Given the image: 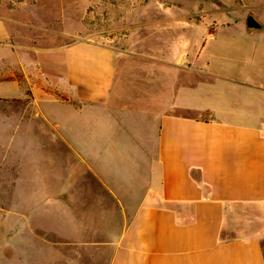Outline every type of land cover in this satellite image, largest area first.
<instances>
[{"label": "crops", "instance_id": "crops-1", "mask_svg": "<svg viewBox=\"0 0 264 264\" xmlns=\"http://www.w3.org/2000/svg\"><path fill=\"white\" fill-rule=\"evenodd\" d=\"M218 18L184 57L159 58L102 40L23 48L10 29L21 21L0 11V98L28 104L9 117L12 138L55 166L41 178L18 162L14 175L88 174L100 189L88 197L120 218L108 264H264V0ZM61 21L80 38L81 20Z\"/></svg>", "mask_w": 264, "mask_h": 264}, {"label": "rangeland", "instance_id": "rangeland-1", "mask_svg": "<svg viewBox=\"0 0 264 264\" xmlns=\"http://www.w3.org/2000/svg\"><path fill=\"white\" fill-rule=\"evenodd\" d=\"M237 1L0 0V11L21 21L18 26L10 24V29L23 48L51 49L76 40H102L136 56L165 58L171 53L184 57L197 26L218 25V16L234 13ZM64 13L83 22V29L77 30L80 38L62 36ZM70 25L74 28L75 22ZM27 105L0 98V264H108L109 243L120 218L110 213V200L88 197L100 193L88 174L78 183L66 184L27 181V176L14 175L18 162L24 163V171L38 170L41 178L44 170L55 168L42 159L27 158L37 152L17 150L20 142L12 138L9 117L12 112L27 111ZM45 137L27 140L24 136V146L43 142ZM16 154L25 156L17 158ZM59 187L65 192L61 198ZM98 210L104 215L97 214Z\"/></svg>", "mask_w": 264, "mask_h": 264}, {"label": "water", "instance_id": "water-1", "mask_svg": "<svg viewBox=\"0 0 264 264\" xmlns=\"http://www.w3.org/2000/svg\"><path fill=\"white\" fill-rule=\"evenodd\" d=\"M248 27L250 29H256L258 26H256V24L252 21V19H249V21H248Z\"/></svg>", "mask_w": 264, "mask_h": 264}, {"label": "trees", "instance_id": "trees-1", "mask_svg": "<svg viewBox=\"0 0 264 264\" xmlns=\"http://www.w3.org/2000/svg\"><path fill=\"white\" fill-rule=\"evenodd\" d=\"M202 119H205V116H202Z\"/></svg>", "mask_w": 264, "mask_h": 264}]
</instances>
